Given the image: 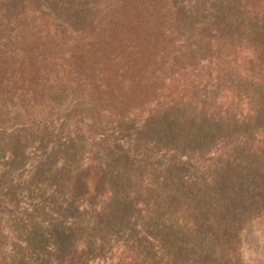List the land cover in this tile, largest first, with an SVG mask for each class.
Masks as SVG:
<instances>
[{"label":"trees","instance_id":"16d2710c","mask_svg":"<svg viewBox=\"0 0 264 264\" xmlns=\"http://www.w3.org/2000/svg\"><path fill=\"white\" fill-rule=\"evenodd\" d=\"M0 264H264V0H0Z\"/></svg>","mask_w":264,"mask_h":264}]
</instances>
